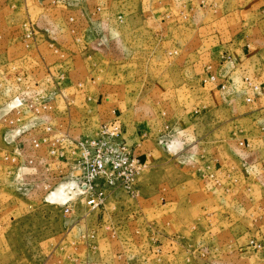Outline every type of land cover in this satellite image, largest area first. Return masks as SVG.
<instances>
[{
	"label": "rangeland",
	"instance_id": "rangeland-1",
	"mask_svg": "<svg viewBox=\"0 0 264 264\" xmlns=\"http://www.w3.org/2000/svg\"><path fill=\"white\" fill-rule=\"evenodd\" d=\"M65 13V9L57 8L46 12V16L55 15L52 20L57 31L48 38L43 33L46 26L39 25V41L35 42L34 49L40 57L63 62L66 69L81 74L85 82H94L95 86L100 83L134 85L133 81L139 78L145 81L146 87L157 82V87L152 89L127 88L132 97L129 116H134L135 120L144 109L152 116L150 124L155 126V135L150 136L153 140L141 145L140 149L148 156V169L137 182L134 198L122 195L118 204L110 202L97 212L76 201L73 211L64 213L59 207L43 204L36 194L17 190L11 184L9 165L3 156L9 153L12 126V112H8L5 100L12 90L20 88H11V84L0 76V224L3 225L0 228V264H111L109 244H120L133 263L141 260L146 264H156L155 255H160V250L166 251L169 246L175 248L174 257L182 264H218L237 257L240 243L245 241L235 242L243 232L234 226V222L215 220L211 223L213 226L198 229L203 221L198 220L201 201L197 192L213 170L208 148L219 139L218 129L223 126L218 128L217 123L203 120L196 131L191 132L198 134L191 141L187 140L186 133L179 135L188 125L182 118L196 107L201 92L192 81L183 56L187 48L195 45L194 32L188 34L181 27L177 33L164 36L167 43L156 45L141 30L143 47L139 41L129 43L127 39L123 41L124 38H117L114 43L104 40L97 47L94 45L93 50L87 46L85 52L77 54L79 56L73 61V56L66 54L69 53L66 49L74 51V46L65 31ZM18 15L15 10L0 14V34H5L6 40L8 38L11 42L0 41L4 50L11 49V36L23 33L22 23L12 25L10 22ZM125 25L117 28L118 36L128 33L129 29L137 32V23H132V28H125ZM15 32L18 33L13 34ZM113 44L116 46L112 48ZM4 50L0 55L2 62L5 58L7 61L11 59V52L6 55ZM22 51L20 54L26 52L24 47ZM69 62H74V65ZM143 68L145 71L139 73ZM137 97H146V103L141 102L142 98L139 102ZM97 110L102 112L104 109L99 107ZM47 112L51 115L48 110L40 114L47 115ZM81 122L82 134H91L103 121L101 116H97ZM235 127L243 131L249 129L245 121L226 122L227 140ZM176 130L179 131L175 134ZM128 132L130 134L131 130ZM135 141L137 144L138 138ZM170 141L174 151H167L164 146ZM164 203L173 214L176 213L177 219L188 216L187 219L191 220L189 226L170 233L176 237L174 241H165V237L157 232L158 225H143L140 216V209L150 210L151 206Z\"/></svg>",
	"mask_w": 264,
	"mask_h": 264
},
{
	"label": "crops",
	"instance_id": "crops-1",
	"mask_svg": "<svg viewBox=\"0 0 264 264\" xmlns=\"http://www.w3.org/2000/svg\"><path fill=\"white\" fill-rule=\"evenodd\" d=\"M98 2L107 5L109 16L124 11L125 28L137 23V32L129 29L128 33L119 36L124 38L123 41L127 39L129 43L139 41L143 47V35L139 34L141 30H144L150 36L147 39H152L156 45L167 43L164 42V36L172 32L177 33L181 27L188 34L194 32L195 45L188 46L183 56L186 59V69L201 92L196 107L190 109L182 118L188 125L179 135L186 133L189 137L187 140L191 141L194 135H198L197 132H191L203 120L217 123L218 128L223 126L218 129L219 139L208 148V158L213 170L197 192L201 201L198 205V220L203 221L198 229L203 226L209 228L207 226L215 220L222 223L234 222V226L243 232L235 242H245L240 243L237 257L218 264H264V131L261 129L264 120V0ZM49 3V0H0V14L15 10L19 15L10 21L12 25L26 21L39 24L43 22V15L50 8ZM16 33L18 32L13 34ZM19 35L11 36V49L8 47L4 50L0 47V55L3 50L6 55L8 51L11 52V59L8 61L6 58L3 62L0 59V76H4L5 81L11 83L18 73L38 74L39 66L35 63L49 66L54 74L56 88L72 102L69 112L74 119L81 122L83 119L89 121L101 116V123H104L112 117H119L124 126L125 139L129 144L137 146L143 160L147 161L148 156L145 152L141 153L140 149L141 145L153 140L150 136L155 135V126L150 124L152 116L144 109L135 120L134 116H129L132 97L129 96L127 88L137 86L152 89L157 87V82L146 87L145 81L139 78L133 81L134 85L100 83L95 86L94 82H85L81 74L66 69L61 61H51L50 57L42 58L33 50L20 54L22 47L20 48ZM144 38L146 39V36ZM2 39L6 40V35L1 33L0 41ZM6 41L11 43L8 38ZM66 51L69 52L66 54L73 56V61L79 56L77 54H82L79 45L74 47V51ZM69 64L74 65V62ZM144 71L145 68L138 72ZM212 76L218 79L214 83L209 82ZM78 83L82 85L80 89ZM220 83L225 84L224 89L220 88ZM246 98H249L250 102H246ZM146 101L145 97L141 102ZM99 107L104 110L99 112ZM237 120L245 121L249 129L243 131L235 127L231 134L229 132L230 139L227 140L224 128L226 122ZM178 131L176 130L175 134ZM120 197L123 198L122 194H117L113 202L118 204ZM151 207L153 208L150 210L140 209L143 225H158L157 232L165 237V241H174L175 236L170 233L189 226L191 222L187 219L188 216L185 219H177L176 213L173 214L165 203ZM167 233L169 235H166ZM250 241L260 248L251 246ZM169 247L166 251L161 249L158 253L160 255H155L156 264H182L174 257L175 248ZM109 249L111 264H146L141 260L131 262L120 244H109Z\"/></svg>",
	"mask_w": 264,
	"mask_h": 264
},
{
	"label": "built area",
	"instance_id": "built-area-1",
	"mask_svg": "<svg viewBox=\"0 0 264 264\" xmlns=\"http://www.w3.org/2000/svg\"><path fill=\"white\" fill-rule=\"evenodd\" d=\"M98 1L49 0L48 11L65 9V31L73 46L79 45L82 52L87 46L93 50L94 45L97 47L104 40L117 42V28L126 21L124 11L109 16L107 5ZM45 14L39 24L31 21L21 24L23 33L19 42L25 53L35 52L39 25L46 26L43 33L48 38L57 31L52 20L55 15ZM35 64L39 66L38 74L18 73L11 83L6 81L11 88H20L12 90L5 100L8 112H12L9 153L3 156L9 165L11 184L17 190L38 195L43 204L59 207L64 213L72 212L76 201L97 212L115 201L117 194L134 198L137 182L148 169V162L143 160L137 146L125 139L122 121L115 116L99 124L91 134H82V122L71 116L72 102L56 88L50 67ZM216 80L213 76L209 78L211 83ZM245 82L249 83L247 79ZM220 84L224 89L225 84ZM77 85L79 89L82 87L80 83ZM246 102L250 99L246 98ZM47 110L51 115L40 114ZM261 129L264 131V120ZM164 146L167 151L175 150L172 141ZM250 245L260 248L253 241Z\"/></svg>",
	"mask_w": 264,
	"mask_h": 264
},
{
	"label": "bare ground",
	"instance_id": "bare-ground-1",
	"mask_svg": "<svg viewBox=\"0 0 264 264\" xmlns=\"http://www.w3.org/2000/svg\"><path fill=\"white\" fill-rule=\"evenodd\" d=\"M54 196H56L55 194H53Z\"/></svg>",
	"mask_w": 264,
	"mask_h": 264
}]
</instances>
